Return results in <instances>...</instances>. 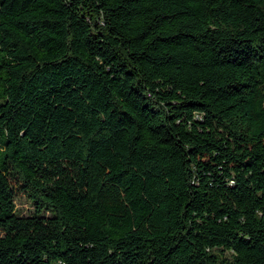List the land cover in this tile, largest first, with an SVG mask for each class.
Wrapping results in <instances>:
<instances>
[{
	"label": "trees",
	"instance_id": "trees-1",
	"mask_svg": "<svg viewBox=\"0 0 264 264\" xmlns=\"http://www.w3.org/2000/svg\"><path fill=\"white\" fill-rule=\"evenodd\" d=\"M0 231V264H264V0H0Z\"/></svg>",
	"mask_w": 264,
	"mask_h": 264
},
{
	"label": "rangeland",
	"instance_id": "rangeland-1",
	"mask_svg": "<svg viewBox=\"0 0 264 264\" xmlns=\"http://www.w3.org/2000/svg\"><path fill=\"white\" fill-rule=\"evenodd\" d=\"M17 212L22 216L32 214L34 208L32 202L23 194H18L15 200ZM2 232L0 231V235Z\"/></svg>",
	"mask_w": 264,
	"mask_h": 264
}]
</instances>
